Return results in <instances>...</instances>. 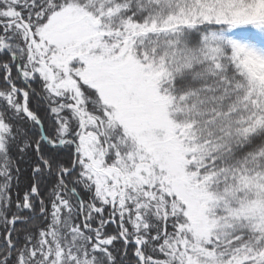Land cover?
<instances>
[{"label":"snow or ice","instance_id":"snow-or-ice-1","mask_svg":"<svg viewBox=\"0 0 264 264\" xmlns=\"http://www.w3.org/2000/svg\"><path fill=\"white\" fill-rule=\"evenodd\" d=\"M0 264H264V0H0Z\"/></svg>","mask_w":264,"mask_h":264},{"label":"trees","instance_id":"trees-1","mask_svg":"<svg viewBox=\"0 0 264 264\" xmlns=\"http://www.w3.org/2000/svg\"><path fill=\"white\" fill-rule=\"evenodd\" d=\"M21 167H24V166L22 165ZM28 182H29V175H28L27 171H25L24 174L20 178V188H19V190H20L21 195L23 194L24 186L26 184H28ZM16 191H17V189L14 187L13 188V197L14 198H15ZM17 227H19V225H17ZM110 231H111V229H110ZM129 252L131 253V250H129Z\"/></svg>","mask_w":264,"mask_h":264}]
</instances>
